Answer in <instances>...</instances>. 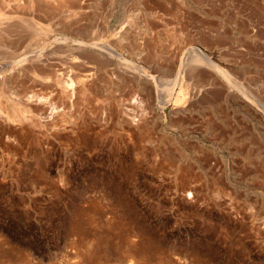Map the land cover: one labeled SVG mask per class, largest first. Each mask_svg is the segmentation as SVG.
I'll return each mask as SVG.
<instances>
[{
    "label": "rangeland",
    "instance_id": "rangeland-1",
    "mask_svg": "<svg viewBox=\"0 0 264 264\" xmlns=\"http://www.w3.org/2000/svg\"><path fill=\"white\" fill-rule=\"evenodd\" d=\"M61 1L0 0V264H264V0Z\"/></svg>",
    "mask_w": 264,
    "mask_h": 264
},
{
    "label": "bare ground",
    "instance_id": "bare-ground-1",
    "mask_svg": "<svg viewBox=\"0 0 264 264\" xmlns=\"http://www.w3.org/2000/svg\"><path fill=\"white\" fill-rule=\"evenodd\" d=\"M61 1V0H60ZM60 3H62L63 4V1H61ZM3 8H5V5H4V3H2L1 4V2H0V14H1V11H3L2 9ZM1 42V41H0ZM197 58H199V59H203L202 57H200V56H198ZM215 68L217 69V71L219 72V73H221V69L219 68V67H217L216 65H215ZM146 73V72H145ZM149 77H151V75H149V74H147ZM152 79H153V77H151ZM176 83H174V85H175ZM172 89V88H171ZM173 92V90L168 94V96H167V100L169 101L170 99H171V93ZM178 96H177V100L176 101H178V100H180V97H182L181 95H182V93L180 94H177ZM180 103V102H179Z\"/></svg>",
    "mask_w": 264,
    "mask_h": 264
}]
</instances>
